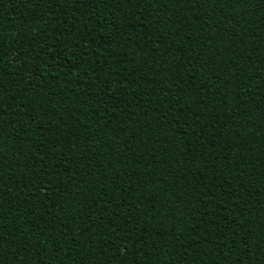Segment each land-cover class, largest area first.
<instances>
[{"label": "trees", "instance_id": "trees-1", "mask_svg": "<svg viewBox=\"0 0 264 264\" xmlns=\"http://www.w3.org/2000/svg\"><path fill=\"white\" fill-rule=\"evenodd\" d=\"M0 264H264V0H0Z\"/></svg>", "mask_w": 264, "mask_h": 264}]
</instances>
